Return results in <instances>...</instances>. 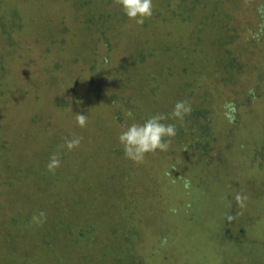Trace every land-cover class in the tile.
<instances>
[{"label":"rangeland","instance_id":"rangeland-1","mask_svg":"<svg viewBox=\"0 0 264 264\" xmlns=\"http://www.w3.org/2000/svg\"><path fill=\"white\" fill-rule=\"evenodd\" d=\"M181 100L169 151L126 159L127 112ZM0 264H264V0H154L143 26L117 0H0Z\"/></svg>","mask_w":264,"mask_h":264},{"label":"clouds","instance_id":"clouds-1","mask_svg":"<svg viewBox=\"0 0 264 264\" xmlns=\"http://www.w3.org/2000/svg\"><path fill=\"white\" fill-rule=\"evenodd\" d=\"M123 15L134 22L137 26H143L145 22L154 15V0H117ZM108 60L105 58V63ZM224 113L226 119L230 122L235 119V106L232 104L225 105ZM191 105L186 101H177L170 113L153 114L143 122H135L133 112L129 110L127 116L133 122L127 125L118 135V143L123 148V154L126 159L134 164H142L149 154L166 153L169 151L172 140L177 136V127L175 123H165L168 119L183 121L185 116L191 112ZM76 124L80 128H85L88 124V116L84 114H75ZM81 137H73L65 141L63 147L71 151L81 144ZM61 165L59 154H53L49 158L47 169L54 172ZM170 175V173H165ZM185 188H188L189 182L185 181ZM242 194L237 193V198ZM173 212L175 209L172 210ZM46 220V214L41 211L32 217V221L41 225ZM167 239L161 240V245H166Z\"/></svg>","mask_w":264,"mask_h":264},{"label":"trees","instance_id":"trees-1","mask_svg":"<svg viewBox=\"0 0 264 264\" xmlns=\"http://www.w3.org/2000/svg\"><path fill=\"white\" fill-rule=\"evenodd\" d=\"M201 141V140H200ZM226 236H229L228 234H226Z\"/></svg>","mask_w":264,"mask_h":264}]
</instances>
